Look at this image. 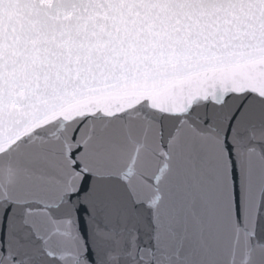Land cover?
Masks as SVG:
<instances>
[{
  "label": "snow or ice",
  "instance_id": "snow-or-ice-1",
  "mask_svg": "<svg viewBox=\"0 0 264 264\" xmlns=\"http://www.w3.org/2000/svg\"><path fill=\"white\" fill-rule=\"evenodd\" d=\"M0 264H264V0H0Z\"/></svg>",
  "mask_w": 264,
  "mask_h": 264
}]
</instances>
